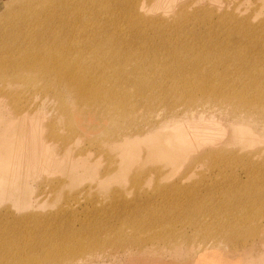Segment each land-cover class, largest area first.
<instances>
[{
  "label": "rangeland",
  "instance_id": "obj_1",
  "mask_svg": "<svg viewBox=\"0 0 264 264\" xmlns=\"http://www.w3.org/2000/svg\"><path fill=\"white\" fill-rule=\"evenodd\" d=\"M25 1L0 0V264H192L204 253L219 258L215 264H249L253 254L264 264V111L218 103L206 111L218 117L208 133L154 126L169 111L185 108L188 98L178 94L181 72L190 73L185 79L197 87L193 73L239 81L244 71L264 70V0H168L165 6L152 0H37L31 4L37 17L21 19L17 12L25 11ZM103 27L131 46L121 48L128 63L89 67L105 77L104 88L117 90L118 102L81 101L64 85L20 70L19 59L7 51L13 33L36 31L42 37L14 45L26 51L30 43L60 39L80 50L92 41L87 33ZM80 51L74 66L94 61L86 47ZM140 55L143 72L134 66ZM194 58L193 68L180 69L182 59ZM10 64L18 68L13 73L6 69ZM165 67L172 76L163 75ZM127 71L132 74L124 80L119 75ZM135 82L147 86L148 98L133 94ZM195 93L193 111H204ZM24 106L38 109L44 129L26 130L14 118L12 107ZM48 128L58 142L47 140ZM176 132L187 143L170 137ZM64 137L69 140L61 144ZM210 141L225 159L199 155L197 142L202 147ZM257 150L261 156L253 154ZM227 232L233 241L217 238ZM10 247L22 253L10 257Z\"/></svg>",
  "mask_w": 264,
  "mask_h": 264
},
{
  "label": "bare ground",
  "instance_id": "obj_2",
  "mask_svg": "<svg viewBox=\"0 0 264 264\" xmlns=\"http://www.w3.org/2000/svg\"><path fill=\"white\" fill-rule=\"evenodd\" d=\"M37 0H27L24 3H22L23 8L25 9L24 12H17L18 16H20L21 19H25L27 16L30 17H37V11L33 8L31 5L32 3H35ZM139 0H132V5H136ZM154 2H159L160 5L165 6L166 3H168V0H152ZM93 4V3H92ZM103 8L106 10H111V6H105V4H102ZM94 6V4H93ZM141 7H144V3L141 4ZM66 8V5L62 7L61 9L64 10ZM136 8H133L129 11L130 15H135ZM18 9L16 8V11ZM15 11V12H16ZM56 11L51 12V16H54ZM232 15L238 16V13L235 11L231 12ZM29 17V18H30ZM52 18V17H51ZM87 22L86 24H88ZM85 24V25H86ZM51 23H48V26L51 27ZM111 28H99L91 30L88 34L90 38H92V41L89 44L86 45H79V49L86 47V50L94 55V61H90L87 63L84 59V65L80 66H74L73 63L75 62V58H81L83 52L80 50H73V44L72 41L67 40H58V41H46L41 43H30V46L26 51H20L18 46L14 45L16 42H19L20 40L29 41L32 36L36 37H42L43 32L42 31H36L34 35H27L23 34L20 35L19 33H13L11 35V40L13 41L11 44H9L11 49H8V52H12L13 55H15L18 59V68L26 73H32L37 74L40 76L45 83L54 84V85H64L67 87L68 91L72 93L74 96H76L79 100L88 102L90 100H97V101H108L115 99L117 102L120 98L118 96V92L114 88H104L102 81L105 80V77H99L95 76L94 72L90 69L91 67H94L95 64H98L100 66H106L109 64L115 65V66H121L124 63H128L129 56L128 53L125 51H122L121 48L127 49L126 46H129L126 44H120L118 39H115L109 35ZM77 34H82L83 29H78ZM107 34L109 38L106 39L102 43L99 42V38H103V35ZM14 36V39H13ZM247 37H248V31H247ZM113 38V40H112ZM28 43V42H27ZM100 45V46H98ZM131 47V46H129ZM105 55V61L100 59L99 62L96 60V56ZM192 62H185L184 59H182L181 67L180 69H184V67L189 66V68H193L198 58H194ZM238 63H241L240 58H236ZM4 60H7V58H4ZM134 66L135 70H140L141 72L146 71L147 67L146 64L143 61V57L140 55L135 58ZM225 57L221 56L217 58V63L221 66L222 64H225ZM10 64L9 66H6V69L11 71L12 73L18 69V68H12ZM215 64H212V67ZM90 67V68H89ZM163 75L167 77L168 75L172 76V71L168 69V67H165ZM1 69V67H0ZM188 69V68H187ZM2 70V69H1ZM132 74L131 71L122 72L119 76H124V80L129 78ZM161 75V74H160ZM197 79H198V86L194 87L192 84L187 82L185 77L189 80V77H192L190 73L188 72H181L180 77H182L183 80V86L182 89L178 94H181L182 96H185L188 98V102L185 103V108L179 110V112H173L169 111L166 116H164L162 119L159 120L157 124H155L156 127L161 128H185V131L190 132V130H194L195 133L203 132V130H206V132H209L210 124H213L215 121V113L213 112H207L211 108H216V104H228L231 106H234V109H240L241 111H248L249 110H259L264 111V70L261 71H253V69L244 71V74L239 78V81H223L218 80L217 77L213 76L211 73H193ZM184 76V77H183ZM244 78V79H243ZM246 78V79H245ZM14 82H18L19 80L14 79ZM117 82V81H116ZM100 83L101 87L99 88L97 84ZM250 85L252 86V90L249 91ZM34 86V85H33ZM30 85V87H33ZM34 88V87H33ZM147 86H143L142 83H136L135 82V91L133 94L137 95L138 98L141 96H147ZM44 94H47L48 91L42 90ZM195 91H199L198 95L200 98V101L204 102L206 106L203 108L204 111L197 110L196 107H194V111L192 108L191 101H194L192 99L197 94ZM2 95L3 92H2ZM124 97L128 98V94H124ZM232 97L235 99L233 100ZM124 99V98H123ZM199 100V99H195ZM197 104V103H196ZM132 106L135 105V103L131 104ZM201 106V105H200ZM218 108V107H217ZM38 109H31L28 106H24L19 110H15L12 107V114H14V118L18 119L20 118L21 121L24 123L23 127H25L26 130L31 131H37V127L41 126L44 129L43 124H40L36 120V113ZM223 111V110H222ZM220 112V111H219ZM218 118V117H216ZM226 118V117H225ZM29 119V120H27ZM223 119V118H221ZM25 121V122H24ZM237 122V121H234ZM66 128L68 131V134L73 135L74 128L71 127L69 124L66 123ZM69 135V136H70ZM76 136V134L74 135ZM170 137H176L180 138L179 142L185 144L187 143L186 139L182 140L183 136L176 133H170ZM47 140H52L55 142H58V138L54 134L53 128H48V133L46 134ZM69 138L64 137L60 140L61 144H65L68 142ZM115 139L109 140V142H116ZM202 143L197 142V145H200V150L198 151L200 156L202 158L208 157L213 158L215 157V160H223L224 153L220 148L216 147L215 142H208L206 146H202ZM111 145V143H110ZM63 149L68 148V146H62ZM220 150L222 151L220 153ZM261 150V149H260ZM258 151V150H257ZM256 153H253L254 155L261 156L262 151H258ZM260 153V154H259ZM226 157V156H225ZM228 158V157H227ZM262 161L264 163V157H262ZM199 159V158H198ZM208 159V158H206ZM195 160V159H194ZM200 160V159H199ZM212 160V159H211ZM198 162V160L196 161ZM210 167V166H209ZM261 197V196H260ZM187 211H185L186 213ZM240 217V216H239ZM262 232H264V228H262ZM222 237H217L220 239H223L226 242H231L234 239V234H231V232L222 233ZM236 238V237H235ZM66 237L63 238L65 240ZM264 240V239H263ZM22 253V250H18L15 247H10L7 249V255L10 257H15L20 255Z\"/></svg>",
  "mask_w": 264,
  "mask_h": 264
},
{
  "label": "crops",
  "instance_id": "obj_3",
  "mask_svg": "<svg viewBox=\"0 0 264 264\" xmlns=\"http://www.w3.org/2000/svg\"><path fill=\"white\" fill-rule=\"evenodd\" d=\"M250 260V262H248L249 264H258L259 260H258V255L257 254H253V257H249L248 258ZM217 262H220V259H214L212 258V255L208 254V253H204V254H197L193 257L191 263L192 264H215Z\"/></svg>",
  "mask_w": 264,
  "mask_h": 264
}]
</instances>
